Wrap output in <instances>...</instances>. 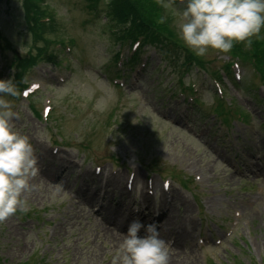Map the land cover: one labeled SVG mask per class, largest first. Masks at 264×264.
<instances>
[{
    "label": "rangeland",
    "instance_id": "obj_1",
    "mask_svg": "<svg viewBox=\"0 0 264 264\" xmlns=\"http://www.w3.org/2000/svg\"><path fill=\"white\" fill-rule=\"evenodd\" d=\"M45 4L52 19L46 24H56L57 29L35 37L26 25L23 0H0V33L11 44L9 50L0 43V79H13V60L35 54L33 45H44L48 51H53L48 42L53 39H70L75 45L67 56L63 54L69 60L67 70L45 62L32 70L28 83L36 88L33 98L9 97L19 113L14 126L29 137L38 172L30 181L32 191L24 196L26 209L0 221V264H122L119 239H124L123 231L101 224L97 215L93 219L80 200L78 187L89 190L101 184L93 185L96 181L87 177L96 168L102 174L100 179L110 181V191L111 183H122L134 173L141 181L131 195L119 188L106 196L111 207L138 201L145 180H153L157 188L167 182L172 193L164 192L161 197L157 191L147 200L156 211L164 209L163 200L171 201L166 208L172 220L156 222L150 214L145 221L156 223L160 238L170 242L169 264H261L264 87L259 74L250 66H236L240 86L234 88L225 80L224 102L219 103L217 90L202 70L189 75L179 71L184 54L175 70L158 48L144 47L137 67L127 70L120 80L128 89L122 86L119 90L110 81L123 69L113 62L121 47L113 38L115 26L106 16L111 0H46ZM184 5L185 0L167 5L166 15L174 19L172 32L186 47L178 27V13ZM255 38L264 42V27L251 40ZM127 48H121L123 60L131 54ZM198 59L213 70L221 69L228 56L210 49ZM180 80L195 83L200 100L193 110L185 108V118L177 115ZM30 102L37 110L51 103L54 113L50 121L55 119L58 126L34 117ZM221 106L227 110L228 127L210 114ZM232 109L249 115L253 123L243 138H236L242 125L229 119ZM242 141L248 159L241 152L234 158L235 142ZM254 151L261 160L255 159ZM49 172L56 175L49 178ZM110 175L116 178L110 180ZM84 180L86 184L81 183ZM97 204L98 199L93 213ZM212 229L211 237L219 245L197 247L196 238L206 234L210 240Z\"/></svg>",
    "mask_w": 264,
    "mask_h": 264
},
{
    "label": "clouds",
    "instance_id": "obj_2",
    "mask_svg": "<svg viewBox=\"0 0 264 264\" xmlns=\"http://www.w3.org/2000/svg\"><path fill=\"white\" fill-rule=\"evenodd\" d=\"M179 36L197 57L211 50L227 54L234 44H251L264 27V0H185L178 13ZM21 95L14 79H0V221L26 209L38 172L37 156L27 135L17 130L13 99ZM141 229L144 234L138 235ZM170 242L156 223L129 222L121 243L122 264H169Z\"/></svg>",
    "mask_w": 264,
    "mask_h": 264
},
{
    "label": "trees",
    "instance_id": "obj_3",
    "mask_svg": "<svg viewBox=\"0 0 264 264\" xmlns=\"http://www.w3.org/2000/svg\"><path fill=\"white\" fill-rule=\"evenodd\" d=\"M42 3L43 0H23L26 25L28 31L35 37H38V33L40 32L44 35L51 31L56 32L57 29L55 25L53 27L39 22V19L45 16L44 10L41 6ZM171 6H173V4ZM166 10L167 6L165 5V0H111L106 16H108L110 24L115 26L113 38L116 41L124 42L128 38H133L135 34L149 28H159L161 34H163L169 41H173L172 38H174V35L170 34L169 30L174 19L171 18L172 16L166 15ZM44 30L47 32L42 33ZM51 33L53 34V32ZM42 40L44 42L48 41L45 38ZM37 41L39 42V40ZM55 41L56 39H54L53 42ZM0 43H2L7 49L11 50V44L1 35V33ZM150 44L154 45L155 41H151ZM159 44L169 46L164 38H160ZM172 45L170 51H173L175 55L181 54L179 51L175 52V47L179 46V43L174 40ZM248 45L250 47L246 50L242 44L237 43L232 51L241 57L244 62L249 61L252 63L257 70L260 79L264 83V42L257 44L254 42ZM34 49L36 51L34 56L29 55L27 58H16L13 60L12 66L15 71L16 80L23 78L25 73L36 64L37 58L42 55L41 52L42 49L44 50V47L41 49L38 46H35ZM44 58L53 61V58H47L46 56H44ZM186 59L188 60V58ZM197 63L199 66L203 65L201 60H198ZM225 69H227V67H225Z\"/></svg>",
    "mask_w": 264,
    "mask_h": 264
},
{
    "label": "bare ground",
    "instance_id": "obj_4",
    "mask_svg": "<svg viewBox=\"0 0 264 264\" xmlns=\"http://www.w3.org/2000/svg\"><path fill=\"white\" fill-rule=\"evenodd\" d=\"M56 173L55 172H49V178H52V176H55ZM139 177H135V182L134 183H139L141 184V181L138 180ZM60 180V179H59ZM61 183L66 187L68 186V182H66L64 179H61ZM108 183V184H107ZM96 185H99V183H97ZM105 185L109 186V182L105 181ZM113 185V191L115 190L120 191L119 188L123 189V183H119L118 181H114V183L111 184V186ZM122 185V186H121ZM100 187L98 186L97 188H92L91 192H88L86 194V196L84 197L85 201L84 204L85 206L91 210L92 213V218L94 219V217L97 218V216L100 218L101 220V224L112 227L114 230L117 231H123L124 235H126V228L125 226L129 224L130 221H132L134 218L130 215V206L129 204L132 203V205H136L139 206L140 203H136L134 200L128 204L123 205L121 208H113L110 210V212L108 213V208H102L99 209L98 211H95V213H93L92 209L95 206V202L96 199H100L103 197V195L100 197L99 193H100ZM155 190H157V187H155ZM124 191V190H123ZM158 191V190H157ZM78 193V192H77ZM141 200L143 202V204H147V206L143 207V209H145V211L148 212V215H150L152 213V209L150 207V202H148L147 198V194L144 193L143 189H141ZM132 200V199H131ZM114 212V213H113ZM141 214H144L142 211V208L140 210ZM97 215V216H96ZM171 217V215H170ZM170 217H168L167 219L165 218V222L168 220H172L170 219ZM147 218L143 217L141 218V221L145 224L148 223H153V221L151 220H147L145 221ZM120 241H122L121 239H119Z\"/></svg>",
    "mask_w": 264,
    "mask_h": 264
}]
</instances>
